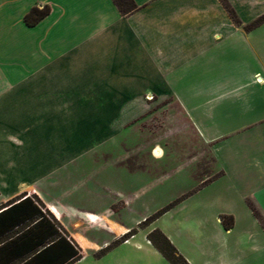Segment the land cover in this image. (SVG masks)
<instances>
[{
  "label": "crops",
  "instance_id": "crops-1",
  "mask_svg": "<svg viewBox=\"0 0 264 264\" xmlns=\"http://www.w3.org/2000/svg\"><path fill=\"white\" fill-rule=\"evenodd\" d=\"M132 1L134 10L123 15L113 0H0V103L29 109L28 123L33 119L46 122L53 118H47L48 108L55 114L60 110L55 101L62 99L65 81H76L79 86L84 82L75 89L86 84L91 89L107 86V92L121 97L118 103H106L115 108L120 133L131 130L146 140L142 147L122 148L115 160L131 172L146 171L149 156L152 161L163 157L157 144L149 147V139L159 135L145 130L143 122L159 114L155 107L170 109L172 105L175 111L165 121L178 126L169 127L168 132L173 136L179 132L197 145L179 153L184 161L180 168L193 169L200 184L196 194L214 195L217 203L212 204L218 206L211 211L213 217L220 222L221 216L233 218L231 229L221 227L218 232L230 236L238 230L239 234L231 248L219 250L192 248L188 238V244L180 245L165 236L188 264H244L242 248L248 249L249 260L254 262L264 255V230L248 205L251 202L264 220V56L255 52L250 34L254 30L245 31L247 19L241 5L246 2L227 0L241 23L235 24L221 0ZM44 6L49 7V14L35 26H27L25 15ZM93 57L95 65L103 60L108 68L92 69ZM116 73L124 78L110 81ZM66 75L72 77L65 79ZM102 77L108 79L104 84ZM128 77L136 79L130 88ZM149 96L151 103L146 100ZM18 132L27 135L30 129ZM11 157L18 155L12 151ZM17 188L6 193L0 205L24 194L37 196L83 251V258L99 252L109 241L90 233L115 239L129 231L104 214L78 210L48 197L36 186L18 183ZM148 233L141 232L143 243L136 245L140 249L136 252L151 256L157 264H169L150 243ZM127 235L128 242H117L103 251L108 255L121 247L132 255L136 248L129 246L140 234L131 230ZM131 263L129 258L122 261Z\"/></svg>",
  "mask_w": 264,
  "mask_h": 264
},
{
  "label": "rangeland",
  "instance_id": "rangeland-1",
  "mask_svg": "<svg viewBox=\"0 0 264 264\" xmlns=\"http://www.w3.org/2000/svg\"><path fill=\"white\" fill-rule=\"evenodd\" d=\"M245 2V5H241L243 16L247 19L244 28L264 15V0ZM258 27L250 34L255 42L256 54L264 56V23ZM92 63V69L108 68L103 60H97L98 64L95 65V57ZM117 75L119 73L109 80L115 82L124 78ZM71 77L66 75L65 79ZM102 79L104 84L107 78ZM135 80V77H128L129 88ZM66 82L68 85L62 99L55 101L60 105L58 114L52 108L47 109V118L53 117L50 121L33 119L35 122L28 123L29 109L0 103V203L6 193L15 192L18 183H24L36 186L48 197L58 198L75 209L104 214L115 225L129 229L115 239L104 233L89 234L109 240L106 247L121 241L128 242L127 233L137 230L140 235L129 246V249H133L143 243L142 231L151 234L158 230L170 235L180 245L188 244V238L192 248H231L238 238V230L230 236L218 232L224 226L211 214L218 206L212 204L216 201L214 195L211 192L196 194L200 184L195 181L193 169L180 168L184 161L179 153L185 149L194 150L197 145L179 132L175 136L168 132L171 130L169 127L178 126L172 121H165L167 114L175 111L172 105L170 109L155 107V112L160 110L159 114L143 122L145 130L159 135L157 139L156 136L149 139V147L157 144L163 151V157L152 161L149 156L148 162H145L148 164L146 171L131 172L116 165L115 160L122 148L142 147L146 140L131 130L120 133L117 128L116 116L113 115L115 108L107 107L106 103H118L117 100L121 98L119 94L107 92V86L98 85L91 89L86 84L83 89H75L79 86L75 84L76 81ZM79 84L81 87L84 82ZM146 100L151 103L153 97L149 96ZM7 119L10 120L9 124ZM25 127L30 129V134L18 132L19 128ZM12 138L19 140L20 144H13ZM12 151L18 155L16 159L11 157ZM71 228L74 226L71 225ZM105 248L89 253L78 264H122L126 258L131 260V264H157L151 256L136 252L139 248L132 250V255L121 247L107 255V250L103 251ZM242 249L239 253L244 264H264V255L251 262L248 249Z\"/></svg>",
  "mask_w": 264,
  "mask_h": 264
},
{
  "label": "trees",
  "instance_id": "trees-1",
  "mask_svg": "<svg viewBox=\"0 0 264 264\" xmlns=\"http://www.w3.org/2000/svg\"><path fill=\"white\" fill-rule=\"evenodd\" d=\"M121 14L132 12V0H113ZM229 17L241 24L227 0H221ZM50 12L48 6L34 7L24 17L27 26H35ZM264 23V15L245 27L251 31ZM254 217L264 230V220L251 202ZM0 264H73L83 258V251L69 238L55 217L37 196L21 195L0 206ZM221 223L229 230L233 218L221 216ZM148 240L169 264H188L167 237L156 230Z\"/></svg>",
  "mask_w": 264,
  "mask_h": 264
},
{
  "label": "bare ground",
  "instance_id": "bare-ground-1",
  "mask_svg": "<svg viewBox=\"0 0 264 264\" xmlns=\"http://www.w3.org/2000/svg\"><path fill=\"white\" fill-rule=\"evenodd\" d=\"M157 154H158V152H157Z\"/></svg>",
  "mask_w": 264,
  "mask_h": 264
}]
</instances>
